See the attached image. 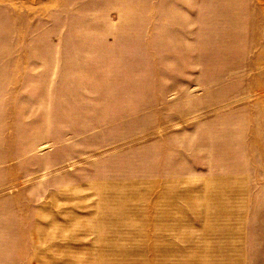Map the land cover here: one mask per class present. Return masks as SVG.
Wrapping results in <instances>:
<instances>
[{"label": "rangeland", "instance_id": "1", "mask_svg": "<svg viewBox=\"0 0 264 264\" xmlns=\"http://www.w3.org/2000/svg\"><path fill=\"white\" fill-rule=\"evenodd\" d=\"M0 264H264V0H0Z\"/></svg>", "mask_w": 264, "mask_h": 264}]
</instances>
